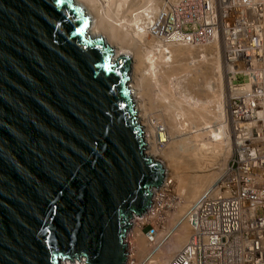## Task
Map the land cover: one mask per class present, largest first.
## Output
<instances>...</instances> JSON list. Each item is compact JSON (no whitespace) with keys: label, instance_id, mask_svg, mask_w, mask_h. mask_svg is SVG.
Instances as JSON below:
<instances>
[{"label":"water","instance_id":"1","mask_svg":"<svg viewBox=\"0 0 264 264\" xmlns=\"http://www.w3.org/2000/svg\"><path fill=\"white\" fill-rule=\"evenodd\" d=\"M90 26L74 0H0V264H125L163 182L131 58Z\"/></svg>","mask_w":264,"mask_h":264},{"label":"built area","instance_id":"2","mask_svg":"<svg viewBox=\"0 0 264 264\" xmlns=\"http://www.w3.org/2000/svg\"><path fill=\"white\" fill-rule=\"evenodd\" d=\"M148 35L166 45L220 41L233 147L220 177L190 203V235L166 264H264V0H156ZM167 199L164 183L132 216L125 264L147 261L137 259L135 230L154 243Z\"/></svg>","mask_w":264,"mask_h":264},{"label":"bare ground","instance_id":"3","mask_svg":"<svg viewBox=\"0 0 264 264\" xmlns=\"http://www.w3.org/2000/svg\"><path fill=\"white\" fill-rule=\"evenodd\" d=\"M74 1L81 4L85 12L91 16L89 33L92 36L102 35L104 41L114 49V57L118 56L120 53H124L131 58L128 66V84L136 104L138 122L142 127L144 141L147 144L144 149L145 153L154 159L155 155H162L161 157L165 156L168 161H177L176 156H178V147L174 140H176V137L181 136V132H183L181 129L183 127L182 125L185 124L179 121V115H182L186 116L192 125H196V127L201 125L200 123H203V126H205L204 128L200 126V130H203L202 132H197L196 130L192 136L194 141L191 145L186 146L183 149L184 151L180 148L181 151L184 152V154L181 155L185 160L183 161L192 168H195L194 171L213 170L221 165L223 166L230 154V146L226 147V144V148L223 149L220 146L222 151L219 154L213 151V146L215 144L218 145V142H220V140L218 141L217 139L222 137L221 139L223 141V136L226 134L225 130L227 129V84H225L226 89H224V85L219 81L221 78H218L222 73V64L225 68L220 41L215 40L209 42L207 46L204 45L200 50L199 46V49H196L197 47L193 45H166L151 37V39L148 40V26L156 9V0ZM206 54L212 55L208 58ZM214 69H216V71H214ZM183 71L185 72L184 74L194 77V79L192 77L191 80H194V83H192L193 86L191 85L193 94L190 93L192 95H188V100L185 99L188 102H185L187 104H185L184 108L183 105H180V101L178 99L179 102L176 100L178 97L173 95V91L170 89L174 86L176 91L182 89L180 87L183 86L180 77ZM216 73H218V76ZM215 75L219 79H217L220 83L218 87L214 83V81H217L214 80L216 78ZM171 93L177 102H175V100L173 101L172 111L174 112L171 111L172 113L170 112V114L168 112L169 116L168 118L166 117L167 129H169V131L165 128L164 133L160 132L158 134L156 125L159 122L157 119L151 118L152 116L148 115V112H146L148 110L146 105L149 107L151 104L148 103L150 97L164 99L171 95ZM210 105H213L211 106L212 108H210L215 109V111L209 109ZM168 107H163V110L167 112ZM181 107L184 109L182 112L180 111ZM222 116L225 118L223 122L215 121L218 118L221 119ZM216 117L217 119H215ZM211 119H214L213 121H215L216 125L217 123L219 124L216 128H210L211 124L209 122H211ZM208 124L210 126L209 129L206 128ZM192 125H185V128L186 126L187 128L188 126L191 128ZM198 128L199 127H197V129ZM158 135L161 137L160 141L162 140L163 142L161 149L158 148V140L156 138ZM216 141L218 142L216 143ZM166 144L167 147H164ZM165 169L164 171L166 172ZM223 170L224 168L220 171L221 174ZM220 172L218 174H220ZM215 174L209 173L207 175H199L187 181H181L182 178L180 179L182 185L179 186L177 213H173L172 216L170 215L172 218L170 217L171 219L166 226L162 225L160 227L154 243H148L141 237L139 230H135L134 243L137 248L136 256L137 258L140 257V260L148 258L144 264H166L171 256L187 241L191 229L184 219L186 210L197 193H199L201 189L204 190L211 185L221 175L220 174L216 179L215 176L217 175ZM178 177L180 178V176ZM167 180L168 178L164 177L162 183H166V192L168 194V188L171 182L170 179L168 182ZM163 184L160 186H163ZM62 264L86 263L84 259H75L73 261L64 260Z\"/></svg>","mask_w":264,"mask_h":264},{"label":"rangeland","instance_id":"4","mask_svg":"<svg viewBox=\"0 0 264 264\" xmlns=\"http://www.w3.org/2000/svg\"><path fill=\"white\" fill-rule=\"evenodd\" d=\"M147 39L148 40H150L151 38H150V36L148 37L147 36ZM204 45H208L207 43L206 44H201V45H193V46H196L197 48L196 49H199L200 48V50H201V48H203V46ZM198 46H199V48H198ZM202 53V52H201ZM203 54V53H202ZM212 55V54H211ZM210 54H206V56H208V58L211 56ZM207 58V57H206ZM224 65L222 64V68H221V71H222V73H221V75H220V77L217 75L218 73H216V75L218 76V78L220 79H218L217 78V76L215 75V79L214 80H219L220 81V83H222V85H224L223 87H224V89H226V86H225V84H226V78H225V68L223 67ZM214 71H216V69H214ZM185 72L183 71L182 72V74H181V77H180V79H182V81H181V84L183 85V86H180L182 89H179L180 91H176V89L174 88V87H172V88H170L171 89V91H173V95H175V96H177L178 98H176V100L178 99L179 101H180V105H183V108H184V106H185V104H187V103H185V102H188V101H186V100H188V98L187 97H189L188 95L190 94V93H192L193 94V91H192V83H194L193 81H191L192 80V77L193 76H188L187 74H184ZM220 74V73H219ZM193 79H194V77H193ZM218 80L217 81H214V83L216 84V86L218 87L219 85H220V83L218 82ZM184 81V82H183ZM187 81V82H186ZM186 82V83H185ZM183 83H185V84H183ZM191 83V84H190ZM219 83V84H218ZM190 85V86H189ZM192 85V86H191ZM190 87V88H189ZM192 88V89H191ZM182 91V92H181ZM175 92H176V94H175ZM181 92V93H180ZM225 93H226V90H225ZM179 94H180V96H179ZM192 94H190V96L192 95ZM160 98H156V97H150L149 98V101H148V103L150 104L149 105V107H150V109H149V107H148V105H146L147 106V108H148V110L146 111V112H148V115L149 116H152L151 118H155V119H157V121L159 122L158 123V126H163L164 127V129L166 128H168V126H167V118H168V116H169V114H170V112L173 110L172 109V104H173V101L175 100L174 99V97L172 96V93H171V95H169V96H167V97H165L164 99H160ZM186 99V100H185ZM175 100V102H177ZM178 101V102H179ZM204 101V100H203ZM214 105V104H213ZM213 105H210L209 106V109L211 110V111H215V109H211L212 107L211 106H213ZM168 107V111L166 112V110H163L164 108L163 107ZM171 107V108H170ZM211 107V108H210ZM182 107H181V109H180V111L182 112V111H184V109H183ZM151 110V111H150ZM159 111H161V112H159ZM168 112H169V114H168ZM172 112H174V111H172ZM171 112V113H172ZM167 113V114H166ZM226 115H227V129L225 130L226 131V134L223 136V141H222V137H220V139H217L218 141L220 140V142H218V141H216V143L218 142V145L217 144H215L214 146H213V151H216V154H219L221 151H222V149L223 148H226V147H228V146H230V154L228 155V157H227V159H226V161H225V164L222 166H219V167H217V168H215V169H213V170H195L194 171V169L195 168H192L191 166H189V165H187L184 161V158H183V156H181V155H183L184 154V148L186 147V146H189V145H191L192 143H193V141H194V138H192V136L194 135V133L196 132V130H197V132L199 131H203V130H200V126L201 127H205V126H203V123H200L201 125H198L197 127H199L198 129H197V127H196V125H192V123L190 122V120L186 117V116H180L179 115V121L181 122L182 121V123H184L185 125H192L191 126V128H189V126H188V128H187V126H186V128H185V125H182L183 127H182V129L181 130H183V132H181V136H179V137H176V140H174L175 141V144H177L176 146L178 147L177 148V155L179 156H176V159H177V161H168L167 159H166V157L165 156H163V157H161L162 155H158V156H156L155 155V159H157V160H159V161H161L162 162V164H163V167H164V169L166 170V172H165V174H164V177H166V178H168V180L170 179V182H171V185L169 186V183H168V186H169V192H168V194H167V205L165 206V208H164V212L161 214V216H160V218L162 219V225L163 226H166L168 223H169V221H170V219L172 218L171 216L173 215V213H177V209H178V202H179V186H181L182 185V183H181V181H184V180H188V179H192V178H195V177H197V176H199V175H207V174H209V173H213V175L215 174V175H217V176H215V178L217 179L218 178V176L221 174V172L220 171H222V169L225 167V165H226V163H227V161L229 160V158L232 156V154H233V147H232V142H231V139H230V129H229V121H228V119H229V117H228V113H227V110H226ZM167 117V118H166ZM215 119H217V117L215 118ZM224 117L222 116V118L220 119V118H218L217 120H215V121H221V122H223L224 121ZM214 120V119H213ZM212 119H211V122H209L211 125V127L209 126V124H208V127L206 126V128H208L209 129V127L210 128H216L217 127V125H219L218 123H217V125L215 124V121H213ZM165 122V123H164ZM181 123V124H182ZM213 125V126H212ZM195 126V127H194ZM196 128V129H195ZM190 130V132H189V130ZM202 129V128H201ZM168 131H169V129H167ZM185 130H187V131H185ZM192 130V131H191ZM193 130H195V131H193ZM167 131V132H168ZM229 132V133H228ZM175 135V134H174ZM173 135V136H174ZM190 135V136H189ZM188 136V137H187ZM228 137V139H227V137ZM181 137V138H180ZM211 137H212V135H211ZM178 138V139H177ZM183 138V139H182ZM193 139V140H192ZM189 141H192V142H189ZM228 141V142H227ZM222 142V143H221ZM224 144V145H223ZM226 144H227V146H226ZM220 146H221V148H220ZM226 146V147H225ZM164 147H167V144H166V146L164 145ZM216 149H215V148ZM221 149H219V148ZM158 148H162L159 144H158ZM183 150V151H181V149ZM167 149V148H166ZM178 149H180V150H178ZM219 149V150H218ZM217 150H218V152H217ZM180 152V153H179ZM232 153V154H231ZM176 159H174V160H176ZM184 160V161H183ZM174 163V164H173ZM175 164H176V166H175ZM178 165V166H177ZM188 167H187V166ZM175 167V168H174ZM192 168V169H191ZM220 172V174H218ZM176 173V174H175ZM192 175H193V177H192ZM177 176V177H176ZM178 176H180V178L178 177ZM182 178V179H181ZM177 179V180H176ZM179 179V180H178ZM180 179H181V181H180ZM168 180H167V182H168ZM179 181H180V184H179ZM202 191V189L199 191V193H197V195H196V197L200 194V192ZM178 194V195H177ZM196 197H194V198H196ZM194 198H193V200H194ZM169 210V211H168ZM171 213V214H170ZM171 215V216H170ZM171 217V218H170ZM141 237L142 238H144L143 237V235L141 234ZM139 258V259H138ZM137 259L138 260H140V257H138ZM152 258V257H151ZM142 260V259H141ZM140 260V261H141Z\"/></svg>","mask_w":264,"mask_h":264}]
</instances>
